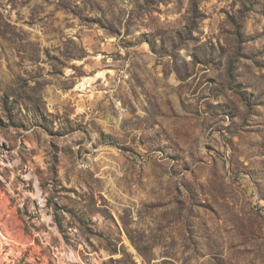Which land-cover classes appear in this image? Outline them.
Returning a JSON list of instances; mask_svg holds the SVG:
<instances>
[{
    "label": "rangeland",
    "instance_id": "1",
    "mask_svg": "<svg viewBox=\"0 0 264 264\" xmlns=\"http://www.w3.org/2000/svg\"><path fill=\"white\" fill-rule=\"evenodd\" d=\"M0 264H264V0H0Z\"/></svg>",
    "mask_w": 264,
    "mask_h": 264
}]
</instances>
